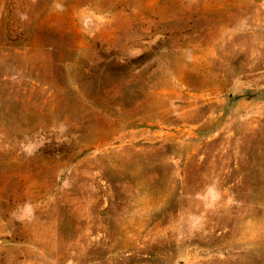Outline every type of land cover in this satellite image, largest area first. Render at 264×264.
<instances>
[{
  "label": "rangeland",
  "instance_id": "374dc122",
  "mask_svg": "<svg viewBox=\"0 0 264 264\" xmlns=\"http://www.w3.org/2000/svg\"><path fill=\"white\" fill-rule=\"evenodd\" d=\"M0 264H264V0H0Z\"/></svg>",
  "mask_w": 264,
  "mask_h": 264
}]
</instances>
